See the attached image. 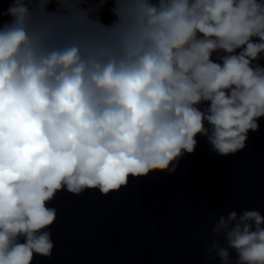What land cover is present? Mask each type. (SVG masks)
<instances>
[{
	"label": "clouds",
	"instance_id": "1",
	"mask_svg": "<svg viewBox=\"0 0 264 264\" xmlns=\"http://www.w3.org/2000/svg\"><path fill=\"white\" fill-rule=\"evenodd\" d=\"M8 3L0 9V264L52 255L49 205L58 193L108 196L130 178L174 173L198 136L227 156L259 130L264 0ZM210 231V260L264 264L259 211L221 215Z\"/></svg>",
	"mask_w": 264,
	"mask_h": 264
}]
</instances>
